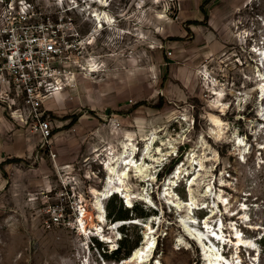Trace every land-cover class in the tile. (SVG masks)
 Segmentation results:
<instances>
[{
	"label": "rangeland",
	"instance_id": "1",
	"mask_svg": "<svg viewBox=\"0 0 264 264\" xmlns=\"http://www.w3.org/2000/svg\"><path fill=\"white\" fill-rule=\"evenodd\" d=\"M27 1L38 20L75 7L83 40L46 141L0 107V264H264V0ZM128 160L149 216L114 221L125 200L94 210L91 189ZM123 234L145 263L111 256Z\"/></svg>",
	"mask_w": 264,
	"mask_h": 264
},
{
	"label": "built area",
	"instance_id": "2",
	"mask_svg": "<svg viewBox=\"0 0 264 264\" xmlns=\"http://www.w3.org/2000/svg\"><path fill=\"white\" fill-rule=\"evenodd\" d=\"M74 8L38 20L33 3L0 0V107L12 118L31 119L42 141L51 131L42 119L45 105L67 90L70 60L80 53L83 38L66 15Z\"/></svg>",
	"mask_w": 264,
	"mask_h": 264
},
{
	"label": "bare ground",
	"instance_id": "3",
	"mask_svg": "<svg viewBox=\"0 0 264 264\" xmlns=\"http://www.w3.org/2000/svg\"><path fill=\"white\" fill-rule=\"evenodd\" d=\"M95 2L98 3L101 7H104V6L107 5L106 1L103 2V0H95ZM142 5H143V2L141 1L138 4V9L142 10V7H143ZM93 17L95 18V21L98 24L106 22L103 15L101 16L100 14L96 13V14H94ZM106 19H107V17H106ZM107 22H109V21H107ZM111 22H114V21H111ZM259 56L262 59L261 61L264 62V52L262 54H260ZM258 77H259V80H258L259 84H258V86L256 88L257 100L264 101V78L262 77V75H259V74H258ZM62 91H59V92H62ZM59 92H57L56 94H58ZM218 94L219 93L217 91H216V93H214V95H218ZM213 123L217 126L218 135H220V132L222 130L221 128H219L220 122L219 121H213ZM129 156L132 157L133 154L131 153ZM124 166H125V168L119 174L115 173L112 168H108V169L106 168L107 169L106 171L108 172V178H106L104 180L103 188L100 189V190L91 189V194H92L93 199H94V202H93L94 210H99L100 211L101 210V207L99 205L100 201L104 200V199H107L112 194L120 195L121 199H124L128 206L131 205V203H130V194L131 193H129V189H128L126 183H125V180L128 179L129 173H131L132 171L136 174V177L145 178V176H143L144 174L142 172L141 167L137 166L135 163H133L132 160L125 161L124 162ZM113 175H115L114 178H112ZM85 217H90V215L89 214L87 215L86 212L83 211L82 212V219L85 218ZM98 218H99L98 220L100 221L101 219H100L99 216H98ZM83 231H85V229H83ZM236 235L238 236L237 233H236ZM236 240L235 241L237 242L238 246L242 244V245L248 247V243H246L247 241L242 240V239H238V238H236ZM141 250H143V249H141ZM144 250H146V248H144ZM140 254H141L140 250H135L134 253H133L132 259H135L136 261H138V260L141 261ZM145 262L146 261H144L142 259L141 263H145ZM214 264H219V262H217L215 260Z\"/></svg>",
	"mask_w": 264,
	"mask_h": 264
},
{
	"label": "trees",
	"instance_id": "4",
	"mask_svg": "<svg viewBox=\"0 0 264 264\" xmlns=\"http://www.w3.org/2000/svg\"><path fill=\"white\" fill-rule=\"evenodd\" d=\"M209 0H204L202 4H206ZM115 198V195L112 196ZM109 198L110 205L106 206V214L105 216L107 218H113L114 221H130L133 218L139 219L149 216L148 214L145 215L146 209L142 205L133 204L132 208H124L122 204H120L118 207L113 205V199ZM131 213L133 218H130L128 214ZM123 227V226H122ZM124 238L119 240V244L116 246V248L111 252V256H114L116 260H123L130 256L132 251L136 248L135 245H132L131 248H128L125 243L129 242V239L127 238V234H123ZM264 240V235L260 237L259 241ZM98 245L99 243L96 242Z\"/></svg>",
	"mask_w": 264,
	"mask_h": 264
},
{
	"label": "water",
	"instance_id": "5",
	"mask_svg": "<svg viewBox=\"0 0 264 264\" xmlns=\"http://www.w3.org/2000/svg\"><path fill=\"white\" fill-rule=\"evenodd\" d=\"M136 225H139V223H136ZM133 253V252H132Z\"/></svg>",
	"mask_w": 264,
	"mask_h": 264
},
{
	"label": "clouds",
	"instance_id": "6",
	"mask_svg": "<svg viewBox=\"0 0 264 264\" xmlns=\"http://www.w3.org/2000/svg\"><path fill=\"white\" fill-rule=\"evenodd\" d=\"M119 228H121V227H119Z\"/></svg>",
	"mask_w": 264,
	"mask_h": 264
}]
</instances>
